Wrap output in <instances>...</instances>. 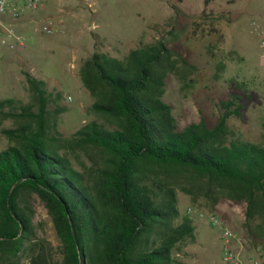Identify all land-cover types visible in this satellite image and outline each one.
<instances>
[{
    "label": "trees",
    "instance_id": "trees-1",
    "mask_svg": "<svg viewBox=\"0 0 264 264\" xmlns=\"http://www.w3.org/2000/svg\"><path fill=\"white\" fill-rule=\"evenodd\" d=\"M187 67L164 41L125 59L95 52L81 80L109 126L93 121L70 138L47 117L45 81L22 68L32 105L4 113L14 101H0V123L17 125L3 131L10 144L0 150V264H178L180 245L196 241L190 218L179 221L178 191L213 212L243 208L264 254V134L252 142L232 133L228 120L244 108L237 96L222 102L214 127L180 129L164 96L169 75ZM80 153L92 161L84 170L72 163ZM31 196L53 221L59 259L38 236Z\"/></svg>",
    "mask_w": 264,
    "mask_h": 264
},
{
    "label": "rangeland",
    "instance_id": "rangeland-1",
    "mask_svg": "<svg viewBox=\"0 0 264 264\" xmlns=\"http://www.w3.org/2000/svg\"><path fill=\"white\" fill-rule=\"evenodd\" d=\"M45 25L53 34L42 32ZM17 30L26 38L24 49L14 50L0 39V101H14L4 113H20L33 103L21 72L25 68L45 81L47 117L65 138L93 121L109 126L93 111L95 98L82 83L85 60L95 52L125 59L132 50L164 41L188 63L179 75H169L164 96L179 128L200 122L214 127L224 112L222 102L237 96L244 108L240 117L228 120L230 130L247 141L263 140L264 0H44L35 19L20 23ZM16 127L12 119L0 123V150L10 144L3 131ZM71 158L80 170L92 164L83 153ZM30 201L38 236L59 259L61 243L53 221L37 197ZM191 206L216 214L234 230L238 250L261 255L244 228L243 208L220 203L213 212L203 199L194 204L178 191L179 221L190 218L196 239L180 245L178 264H219L222 258L221 229L189 216ZM22 264L28 260L22 258Z\"/></svg>",
    "mask_w": 264,
    "mask_h": 264
},
{
    "label": "built area",
    "instance_id": "built-area-1",
    "mask_svg": "<svg viewBox=\"0 0 264 264\" xmlns=\"http://www.w3.org/2000/svg\"><path fill=\"white\" fill-rule=\"evenodd\" d=\"M44 0H0V39L14 50L27 46L26 38L17 30V25L33 21L36 14L43 8ZM42 32L53 34L50 25H45ZM261 48L264 62V31L261 33ZM264 67V66H263ZM189 216L207 219L213 227L221 229L223 243L222 258L219 264H264V254L259 256L246 255L234 245L237 234L219 216L191 206L187 209Z\"/></svg>",
    "mask_w": 264,
    "mask_h": 264
}]
</instances>
